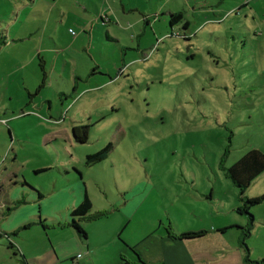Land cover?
I'll return each instance as SVG.
<instances>
[{"label": "rangeland", "instance_id": "374dc122", "mask_svg": "<svg viewBox=\"0 0 264 264\" xmlns=\"http://www.w3.org/2000/svg\"><path fill=\"white\" fill-rule=\"evenodd\" d=\"M242 1L0 0V188L13 209L0 229L18 233L0 240V264H22L21 247L42 259L53 244L74 249L81 186L90 214H103L82 222L88 240L119 232L91 264H120L127 238L140 241L129 247L138 264L204 252L238 264L236 247L244 264L250 215L249 257L264 260V203L238 213L227 177L264 153V0ZM170 12L182 19L172 25ZM74 126L90 127L88 143ZM109 144L107 159L86 164ZM263 194L264 172L245 197ZM219 225L229 246L218 254L217 236L181 237Z\"/></svg>", "mask_w": 264, "mask_h": 264}, {"label": "trees", "instance_id": "16d2710c", "mask_svg": "<svg viewBox=\"0 0 264 264\" xmlns=\"http://www.w3.org/2000/svg\"><path fill=\"white\" fill-rule=\"evenodd\" d=\"M182 19V14H173L171 18V24L174 25ZM89 126H77L73 129V135L77 143H88L89 141ZM112 150V145L109 144L106 148L97 152L94 155H89L86 158L87 165L97 164L105 159H107L109 153ZM264 172V153L260 150H251L244 157H242L236 164L227 169V177L231 179L232 183L239 189L241 194V201L243 203L237 211L240 214H250L251 209L261 203H264V194L260 197L256 198H246L245 194L247 189L252 185V183ZM12 209H9L11 211ZM92 210V203L88 196H85L84 201L81 205L76 208L72 213V221L70 226L76 231L79 238L86 240L88 238V234L84 227L82 226L83 221L88 220H96L101 219L103 214H90ZM251 225L247 227V229L243 228L244 238L242 241V246L246 250V256L244 258V264H264V260H251L249 257V249L245 243L246 238L250 237L251 231L253 228L254 217L250 215ZM40 224L43 225L42 222ZM17 232L14 233H5L0 229V240L3 237H8L11 239L14 236H17ZM205 235V232H195V233H183L181 235L182 239H196L201 238ZM16 245L14 243H10V248L15 249ZM17 248V247H16ZM18 254V251H16ZM22 264H29L25 255H22Z\"/></svg>", "mask_w": 264, "mask_h": 264}, {"label": "crops", "instance_id": "0c3cea01", "mask_svg": "<svg viewBox=\"0 0 264 264\" xmlns=\"http://www.w3.org/2000/svg\"><path fill=\"white\" fill-rule=\"evenodd\" d=\"M248 3H249L248 0H243L242 1V4L247 5ZM242 6H244V5H242ZM171 14H173V13H171ZM174 14H177V13H174ZM180 14H182V13L180 12ZM75 127H77V126H74V128ZM79 190H80V194L83 196L84 199H85V196L89 197V194H88V191L86 190V188L81 186V188L79 187ZM33 193H37L39 195V199L40 200L43 198L35 190H33ZM74 195H75L76 198L78 197L77 196V190H76ZM4 197L5 196L3 194V189L0 188V215L3 217V219L6 218V217H8L7 219H10V215L11 214H9V213L13 209L10 208L9 203L6 202V200L8 201V199H6ZM35 200L36 199H34V201ZM81 202H83V201H81ZM74 204H75V206H77L76 203H74ZM13 206H15V205H13ZM9 209H12V210L9 211ZM135 212H136V209L133 210V213H132L131 216H133L135 214ZM39 221L42 222L40 215H39ZM0 227L6 229L3 220L0 223ZM227 229H228L227 225H219V226H216L215 229H213L214 230L213 233L209 232L207 234L205 231H203V232H205V235L203 237L196 238V239H193V240H186L185 243H187V245L189 243H191L190 245H192V244L197 243L198 241H200V242L207 241V239L212 237V235L213 236H217V237H219L218 238L219 242L217 243L216 248H214V253L218 254L223 249H225L227 246H229V244L227 242H223L222 240H220V236H219L220 234H223V231H227ZM14 230H16V229H13V231ZM3 232L10 233L11 231H3ZM199 232H201V231H199ZM122 233L123 232L120 231V234H122ZM224 233H226V232H224ZM118 235H119V232L117 231L113 235L107 236V238L104 239L103 241L98 242V243H96V242L93 243L92 241H90V239L88 240V238L86 240H83V239L79 238V236L74 234L73 237H72L73 239H71L72 240L71 242L74 243V249L67 250L62 244H58V245L53 244V250L51 248H49V247H47L44 250V252H43L44 258L43 259L40 256H33V255L30 256L29 253H28L29 251H26L22 247L20 248L21 249L20 251L23 253V255H25V257L27 258L29 264L34 263V262H36L37 264H62V263L63 264L64 263L73 264V261L80 254L82 255V257L79 260L78 264H91L93 262L94 258L97 257V253H96L97 248L104 249V248H109V247L111 248V245L116 246L115 245V243L117 241L116 237ZM124 240L128 243L129 246H123V245L118 244L117 247H118L119 251H118L117 255L120 256V259H121L120 264H138V263H135L134 257L129 252V249H130L129 247H131V249H133V247L138 246L137 244L140 241L137 242V241H134L131 238H127V239H124ZM236 248H234V254L237 255V256H234L233 262L239 264V257L240 256L242 257V250L240 249V252H239V249H236ZM83 252H84V254H83ZM128 252H129V255L132 257V259H130V257L128 256ZM54 253L56 254V256L54 255ZM143 253H144L145 258H147L149 261H152L150 256L147 253H145V252H143ZM236 253H238V254H236ZM210 254H212V252H210ZM181 257L186 258V256H181ZM138 258H139V261H140L141 257L138 256ZM145 261H143V262L145 263ZM149 261H146V262H149ZM165 261L166 260H164L163 264H166ZM156 262H158L160 264L159 260L156 261ZM194 262H197V264H218L213 258L207 257L205 252L203 253L202 258H200L198 260H195V259H192V257H189V258L184 259L182 261L176 260L175 264H194ZM212 262H215V263H212ZM149 263H152V262H149ZM106 264H112V262H107Z\"/></svg>", "mask_w": 264, "mask_h": 264}, {"label": "built area", "instance_id": "2783aa9c", "mask_svg": "<svg viewBox=\"0 0 264 264\" xmlns=\"http://www.w3.org/2000/svg\"><path fill=\"white\" fill-rule=\"evenodd\" d=\"M82 255H78L77 258L73 261V264H78L79 260L81 259Z\"/></svg>", "mask_w": 264, "mask_h": 264}]
</instances>
